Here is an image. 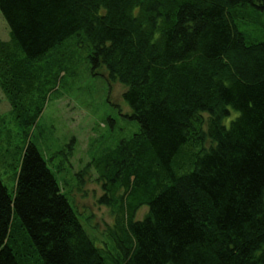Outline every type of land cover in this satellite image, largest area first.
Returning <instances> with one entry per match:
<instances>
[{
    "label": "trees",
    "instance_id": "1",
    "mask_svg": "<svg viewBox=\"0 0 264 264\" xmlns=\"http://www.w3.org/2000/svg\"><path fill=\"white\" fill-rule=\"evenodd\" d=\"M257 10L264 0H0V87L20 126L67 72L70 37L125 85L139 124L93 161L122 254L96 244L29 141L13 198L0 177V264H264V38L241 28Z\"/></svg>",
    "mask_w": 264,
    "mask_h": 264
},
{
    "label": "rangeland",
    "instance_id": "2",
    "mask_svg": "<svg viewBox=\"0 0 264 264\" xmlns=\"http://www.w3.org/2000/svg\"><path fill=\"white\" fill-rule=\"evenodd\" d=\"M241 28L248 38H264V11H254ZM9 37V27L0 11V38ZM86 54L74 43V37L59 47L57 58L67 63V72L37 121L28 127L20 126L13 118L0 87V116L6 119L0 135V177L13 198L22 153L29 141L35 142L87 232L102 250L118 256L122 254L121 242L107 229L115 223L116 215L99 200L104 191L93 161L120 139L138 131L139 124L126 115L130 107L122 97L125 85L110 82L104 69L93 73ZM235 114L233 111L231 117ZM110 118L114 119L112 123ZM146 208L140 206L136 218H141ZM124 244L127 246V242Z\"/></svg>",
    "mask_w": 264,
    "mask_h": 264
}]
</instances>
